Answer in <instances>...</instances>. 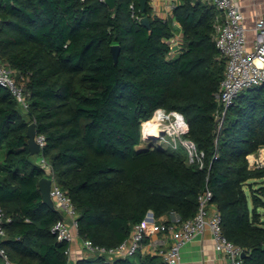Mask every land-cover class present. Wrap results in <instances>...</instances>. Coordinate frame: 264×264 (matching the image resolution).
Segmentation results:
<instances>
[{"label":"trees","instance_id":"trees-1","mask_svg":"<svg viewBox=\"0 0 264 264\" xmlns=\"http://www.w3.org/2000/svg\"><path fill=\"white\" fill-rule=\"evenodd\" d=\"M145 15L148 27L136 18ZM214 15L211 4L178 0L172 18L182 48L169 56L172 21L154 15L149 0L144 11L139 0H116L114 10L101 0H0V58L29 101L24 109L0 86V247L9 261L69 264L70 242L51 231L60 216L38 187L45 171L28 148L34 122L45 136L40 156L77 210L79 239L114 247L149 209L192 217L207 184L223 234L243 248L245 264H264V165L249 163L264 147V85L238 93L216 144L214 93L225 60ZM158 108L182 113L202 167L182 149L137 147L142 122ZM105 259L75 264H168L157 254Z\"/></svg>","mask_w":264,"mask_h":264},{"label":"built area","instance_id":"built-area-1","mask_svg":"<svg viewBox=\"0 0 264 264\" xmlns=\"http://www.w3.org/2000/svg\"><path fill=\"white\" fill-rule=\"evenodd\" d=\"M104 1V0H101ZM205 2L214 6L213 40L219 51V57L225 60V69L220 80L219 87L214 93L217 108L215 111L216 132L215 143L218 142V134L229 107L233 104L241 90L254 86L264 85V15L255 20V40L251 48L246 45V27L243 23V14L235 0H194ZM173 3L171 8L174 7ZM141 21V16H136ZM171 49L169 56H173L182 48L180 38L170 39ZM176 45V46H174ZM0 86L6 87L17 99L20 106L27 109L29 101L25 96L23 87L18 85L12 70L3 63L0 58ZM154 122L153 129H145V123ZM155 130V132L153 131ZM188 131V125L182 113L176 110L167 111L158 108L151 117L141 124L140 146L157 145L163 148L178 150L182 146L187 150L188 161L197 160L202 167L201 156L195 144L184 136ZM36 141L40 146V152L45 144V136L36 134ZM144 141L147 144H142ZM251 166L264 165V147L249 155ZM217 157V153L213 158ZM39 164L45 171V175L52 179L50 195L56 208L67 218H59L54 222L51 231L59 241H73L77 234V210L71 197L56 182L51 165L40 156ZM213 192L205 185L198 195V208L196 213L189 218H182L180 214L171 209L165 213L166 218L160 219L152 209L145 216L133 224L129 237L114 247H105L94 244L90 239H81L82 246L92 254L105 256L107 262L119 257L135 255L149 236L146 245L159 255L168 264H180L182 247L208 231L214 242V249L223 256L225 264H245L242 257L243 248L229 240L222 232L221 216L217 206L212 201ZM4 216L0 212V223ZM9 219V218H6ZM4 231L0 227V235ZM153 233H161L152 236ZM69 253V248L67 249ZM0 255L5 264H18L9 261L4 249L0 247Z\"/></svg>","mask_w":264,"mask_h":264},{"label":"crops","instance_id":"crops-1","mask_svg":"<svg viewBox=\"0 0 264 264\" xmlns=\"http://www.w3.org/2000/svg\"><path fill=\"white\" fill-rule=\"evenodd\" d=\"M152 13L162 18H170L172 26L175 31L174 38H180L182 41L181 26L174 18H172L171 5L177 3L178 0H149ZM239 6L240 11L243 14V23L246 27V45L247 48H251L255 40V20L264 15V0H235ZM176 46V45H174ZM140 145H137V147ZM255 154V152H254ZM250 157V156H249ZM40 155L37 157L39 161ZM160 219H165L166 215L159 216ZM264 218V215H263ZM152 236L161 235V233H153ZM149 240V236L146 237L142 247L136 253L146 255H155L154 251L146 245ZM87 249L82 246V240L76 237L69 245V264H75V262L87 256H92ZM180 264H225L223 256L216 252L214 249V242L208 231H205L202 235H197L194 239L186 243L181 249Z\"/></svg>","mask_w":264,"mask_h":264},{"label":"water","instance_id":"water-1","mask_svg":"<svg viewBox=\"0 0 264 264\" xmlns=\"http://www.w3.org/2000/svg\"><path fill=\"white\" fill-rule=\"evenodd\" d=\"M147 1L148 0H139V5L141 8V11H144ZM104 2L108 5L110 10L115 9L116 0H104ZM141 22L147 27L150 25L149 17L146 15L141 18ZM118 50H119L118 44H113L111 46V51L113 53L115 61L117 60ZM36 134L37 133H36V129H35V123L34 122L29 123L27 126L26 135H27L28 148H29V151L31 154H38L40 152V146L35 139ZM51 182H52V179L47 177V176H42L39 179L38 187H39V190H40V193L42 196V200L51 209L56 210L58 212L60 218L66 220L67 218L56 208L54 201L50 195ZM242 257H245L244 251L242 252Z\"/></svg>","mask_w":264,"mask_h":264},{"label":"rangeland","instance_id":"rangeland-1","mask_svg":"<svg viewBox=\"0 0 264 264\" xmlns=\"http://www.w3.org/2000/svg\"><path fill=\"white\" fill-rule=\"evenodd\" d=\"M143 145L144 144H147V142L146 141H144L143 143H142ZM180 150L182 149L185 153H186V156L188 157V154H187V150L182 146L181 148H179ZM34 155H37V157L40 155V153H38V154H34ZM39 162V161H38ZM246 191H247V194L249 195V189L248 188H246ZM249 202H250V198H249ZM261 210V212L263 213V215H264V208H261L260 209Z\"/></svg>","mask_w":264,"mask_h":264},{"label":"bare ground","instance_id":"bare-ground-1","mask_svg":"<svg viewBox=\"0 0 264 264\" xmlns=\"http://www.w3.org/2000/svg\"><path fill=\"white\" fill-rule=\"evenodd\" d=\"M154 125L153 121H150L148 123H145V129L150 130ZM153 129V128H152ZM155 132V130H153Z\"/></svg>","mask_w":264,"mask_h":264}]
</instances>
